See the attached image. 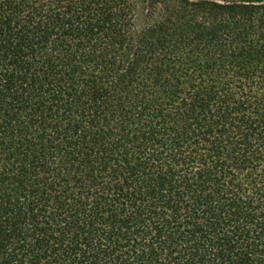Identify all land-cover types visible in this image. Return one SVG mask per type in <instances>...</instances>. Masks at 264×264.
I'll return each instance as SVG.
<instances>
[{"label": "trees", "instance_id": "1", "mask_svg": "<svg viewBox=\"0 0 264 264\" xmlns=\"http://www.w3.org/2000/svg\"><path fill=\"white\" fill-rule=\"evenodd\" d=\"M0 264H264V0H0Z\"/></svg>", "mask_w": 264, "mask_h": 264}]
</instances>
